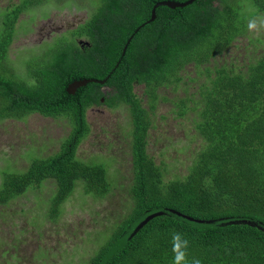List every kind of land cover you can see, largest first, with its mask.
Wrapping results in <instances>:
<instances>
[{
  "label": "trees",
  "instance_id": "1",
  "mask_svg": "<svg viewBox=\"0 0 264 264\" xmlns=\"http://www.w3.org/2000/svg\"><path fill=\"white\" fill-rule=\"evenodd\" d=\"M162 1L173 0H94L88 19L69 32L70 40L56 38L47 54L36 55L40 60L30 64L25 80L15 75L8 52L19 14L40 0L0 12V121L38 113L65 117L71 129L58 152L33 158L25 171L0 169V206L51 180L50 220L60 216L79 181L85 195L105 199L112 187L106 167L80 160L77 151L91 133L87 111L123 105L132 125L133 179L128 198L121 201L128 209L82 264H100L132 222L160 211L165 213L118 245L104 264H264L261 230L195 227L167 212L199 220L245 217L264 224V41L256 40L262 47L247 49L242 58L227 55L235 41L247 36L252 18L264 19V0L158 6L150 20ZM64 2L54 3L61 7ZM83 79L98 82L79 87L74 95L66 92ZM167 102L169 115L191 118L205 143L193 153L183 179L165 181L148 137L156 112Z\"/></svg>",
  "mask_w": 264,
  "mask_h": 264
},
{
  "label": "rangeland",
  "instance_id": "2",
  "mask_svg": "<svg viewBox=\"0 0 264 264\" xmlns=\"http://www.w3.org/2000/svg\"><path fill=\"white\" fill-rule=\"evenodd\" d=\"M26 1L0 0V12ZM56 1L40 0L39 5L26 6L27 10L18 16L8 56L15 75L21 79L30 77V64L47 54L56 38L65 36L70 40L69 32L88 19L95 3L65 0L64 6L57 7ZM250 23L255 26L248 25L247 36L235 41L227 55L242 58L247 49L262 47L256 40L264 41V19L257 16ZM190 72L192 67L187 71ZM170 108L169 102L160 106L148 137L149 151L162 167L165 181L183 179L193 153L202 150L205 143L195 133L191 118L169 115ZM87 121L91 133L78 148L77 157L106 167L111 193L103 200H95L84 194L79 181L57 220L46 216L55 193L52 180L27 191L8 206H0V264H82L95 254L99 243L109 235V227L127 211L121 201L128 198L133 179L129 110L123 105L113 110L106 106L91 108ZM70 130L62 116L35 113L23 120L0 121V169L25 171L33 158L58 152Z\"/></svg>",
  "mask_w": 264,
  "mask_h": 264
},
{
  "label": "water",
  "instance_id": "3",
  "mask_svg": "<svg viewBox=\"0 0 264 264\" xmlns=\"http://www.w3.org/2000/svg\"><path fill=\"white\" fill-rule=\"evenodd\" d=\"M193 1L194 0H188L185 2H174V1L159 2L153 8L150 20H153L155 18V9L158 6H166L170 9L184 8L190 5ZM90 82H98V81L93 80V79H83V80L74 81L67 86L66 92L70 95H74L76 90L79 87L85 86L87 83H90ZM167 212L173 215L178 220L185 222L191 226H195V227L218 228V227H224V226H229V225H248L251 227H255L258 230H261L262 232H264V224L252 218L228 217V218H219V219H213V220H199V219H194L192 217L184 215L175 210H168ZM164 213L165 212L160 211V212L149 214L148 216H145V217L142 216V217L137 218L134 222L130 224V226L126 229V231L123 233L120 239L115 244L112 245V247L103 257V260L101 261L100 264H104L107 261V259L110 257V255L113 253V251H115L114 249L118 245L125 243L128 239H131L135 235V233L139 231L149 220L159 215H162Z\"/></svg>",
  "mask_w": 264,
  "mask_h": 264
},
{
  "label": "clouds",
  "instance_id": "4",
  "mask_svg": "<svg viewBox=\"0 0 264 264\" xmlns=\"http://www.w3.org/2000/svg\"><path fill=\"white\" fill-rule=\"evenodd\" d=\"M254 26H255L254 23H249V28H252V27H254ZM179 239H180V234H176V235H174V237H173V240H174V241H178ZM182 243L184 244V246H187V241H186V240L183 241Z\"/></svg>",
  "mask_w": 264,
  "mask_h": 264
},
{
  "label": "flooded vegetation",
  "instance_id": "5",
  "mask_svg": "<svg viewBox=\"0 0 264 264\" xmlns=\"http://www.w3.org/2000/svg\"><path fill=\"white\" fill-rule=\"evenodd\" d=\"M174 1V0H173ZM188 1V0H187ZM174 2H177V1H174ZM103 90H106V89H103Z\"/></svg>",
  "mask_w": 264,
  "mask_h": 264
},
{
  "label": "bare ground",
  "instance_id": "6",
  "mask_svg": "<svg viewBox=\"0 0 264 264\" xmlns=\"http://www.w3.org/2000/svg\"><path fill=\"white\" fill-rule=\"evenodd\" d=\"M96 28V27H95ZM260 125V124H259ZM240 131V130H239Z\"/></svg>",
  "mask_w": 264,
  "mask_h": 264
}]
</instances>
